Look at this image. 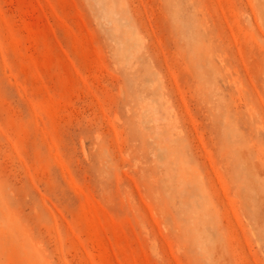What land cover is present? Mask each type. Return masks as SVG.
<instances>
[{"label": "rangeland", "instance_id": "374dc122", "mask_svg": "<svg viewBox=\"0 0 264 264\" xmlns=\"http://www.w3.org/2000/svg\"><path fill=\"white\" fill-rule=\"evenodd\" d=\"M0 264H264V0H0Z\"/></svg>", "mask_w": 264, "mask_h": 264}]
</instances>
